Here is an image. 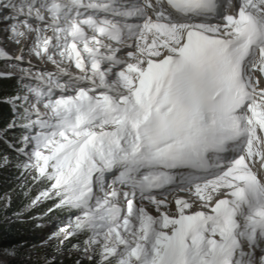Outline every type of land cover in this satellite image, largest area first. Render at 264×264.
<instances>
[{
	"label": "snow or ice",
	"instance_id": "6c2138e0",
	"mask_svg": "<svg viewBox=\"0 0 264 264\" xmlns=\"http://www.w3.org/2000/svg\"><path fill=\"white\" fill-rule=\"evenodd\" d=\"M0 35V168L71 213L57 253L264 264V0H0Z\"/></svg>",
	"mask_w": 264,
	"mask_h": 264
},
{
	"label": "rangeland",
	"instance_id": "374dc122",
	"mask_svg": "<svg viewBox=\"0 0 264 264\" xmlns=\"http://www.w3.org/2000/svg\"><path fill=\"white\" fill-rule=\"evenodd\" d=\"M4 43H7V52L11 55L15 56L19 54V46L15 45L11 42H6L2 35H0V46H3ZM27 58V57H26ZM33 64L36 65L41 70L47 69L50 71H55V68L51 64H45L42 61L37 60L35 57L32 58ZM1 69L5 68V62L0 61ZM72 72H76L77 70L73 67L70 69ZM9 82L16 83L15 79H6ZM0 146L5 147L3 144ZM19 180L22 181L21 196L25 201L24 211L30 212L34 210V208L38 207L41 204L50 201L51 203H56L55 200H43L37 203L35 206H31L32 201L40 194V192L44 191L49 185L46 181H33L30 175L25 174L23 177L19 173ZM11 202V195L4 194L2 199L0 200V208L6 209L9 207ZM69 213L66 210L55 209L51 212H47L45 215H40L35 219H38L37 223V234L35 240H29L23 244H16L11 248H7L5 246L0 247V261H3V264H7L10 261H29L31 263H42L47 262L53 258H60L61 256H75L76 254L71 251V248L67 250L65 247L67 241L63 246V251L61 253H57V246L60 244V240L63 239V234L59 236H54V233H57L58 230L62 227H66L69 223ZM15 217H18L15 215ZM14 217V218H15ZM11 218V219H14ZM14 252L15 258H11L8 253Z\"/></svg>",
	"mask_w": 264,
	"mask_h": 264
},
{
	"label": "trees",
	"instance_id": "16d2710c",
	"mask_svg": "<svg viewBox=\"0 0 264 264\" xmlns=\"http://www.w3.org/2000/svg\"><path fill=\"white\" fill-rule=\"evenodd\" d=\"M1 69V66H0ZM17 89V84L9 82L6 79H0V96L12 94ZM11 118V112L8 106L0 104V126L6 124ZM5 147L0 146V151H4ZM19 171L14 167L0 168V192L11 195V202L6 209L0 208V245L7 248L13 247L15 240H21L22 244L29 240H35L37 234L38 219L40 215H45L54 203L47 201L39 205L30 212L24 211L25 201L22 199L21 190L22 181L19 180ZM18 216V217H15ZM15 217V218H14ZM14 218V219H11ZM75 239L67 241L65 247L67 250L71 248V244ZM56 264H74L75 256H61L54 258ZM7 264H46L31 263L29 261H10Z\"/></svg>",
	"mask_w": 264,
	"mask_h": 264
},
{
	"label": "water",
	"instance_id": "95a60500",
	"mask_svg": "<svg viewBox=\"0 0 264 264\" xmlns=\"http://www.w3.org/2000/svg\"><path fill=\"white\" fill-rule=\"evenodd\" d=\"M4 195L3 192H0V200L2 199V196ZM16 244H22L21 240H15V242L12 243V245H16ZM0 247H3L2 245H0Z\"/></svg>",
	"mask_w": 264,
	"mask_h": 264
},
{
	"label": "bare ground",
	"instance_id": "6f19581e",
	"mask_svg": "<svg viewBox=\"0 0 264 264\" xmlns=\"http://www.w3.org/2000/svg\"><path fill=\"white\" fill-rule=\"evenodd\" d=\"M7 43H4L3 44V47H5L6 49H7V45H6ZM173 209H174V205H173ZM149 211H153L152 209H151V207H149ZM154 214V213H153Z\"/></svg>",
	"mask_w": 264,
	"mask_h": 264
}]
</instances>
